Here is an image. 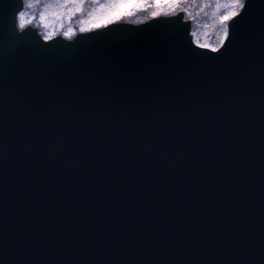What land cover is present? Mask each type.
Segmentation results:
<instances>
[{
  "label": "water",
  "instance_id": "1",
  "mask_svg": "<svg viewBox=\"0 0 264 264\" xmlns=\"http://www.w3.org/2000/svg\"><path fill=\"white\" fill-rule=\"evenodd\" d=\"M0 0V264H264V18L219 53L179 16L22 40Z\"/></svg>",
  "mask_w": 264,
  "mask_h": 264
},
{
  "label": "snow or ice",
  "instance_id": "2",
  "mask_svg": "<svg viewBox=\"0 0 264 264\" xmlns=\"http://www.w3.org/2000/svg\"><path fill=\"white\" fill-rule=\"evenodd\" d=\"M186 0H151V6L154 9L151 16L156 18L164 16H179V12H188V7H184ZM74 5L68 8L69 15L73 12H82L84 0H22L13 12L12 27L13 33L18 39H23L34 28H50V17L61 16L63 10L68 5ZM259 4L260 15L264 18V0H215L217 18L214 25L218 28V40L215 44H201L200 38L193 31L194 42L201 47L210 49L212 52L219 53L226 41L232 39L235 35L237 26L252 20L257 14L256 5ZM150 6L149 0H112L111 10L103 16L93 17L94 22L89 23L81 31H89L99 28H107L110 24L120 21L123 16L131 15L135 9L146 8ZM190 7V5H189ZM194 19V17H192ZM56 35L55 30L43 33L42 38L50 41ZM65 37L73 36V29L63 32Z\"/></svg>",
  "mask_w": 264,
  "mask_h": 264
},
{
  "label": "rangeland",
  "instance_id": "3",
  "mask_svg": "<svg viewBox=\"0 0 264 264\" xmlns=\"http://www.w3.org/2000/svg\"><path fill=\"white\" fill-rule=\"evenodd\" d=\"M111 3L112 0H84L83 11L73 12L69 15L67 9L74 7V5L70 4L63 10L61 16L50 17V28H39L38 32L43 35V33L54 29L56 35L63 37H65L63 32L68 31L69 28L73 29V35L77 32H82L81 29L94 22L93 17L106 15L111 10ZM149 5L146 8L135 9L131 15L123 16L120 21L137 23L144 21L147 16L152 17L151 12L155 9L154 6H151V0H149ZM184 7H188V12L191 14L189 16L188 13L184 12V17L191 21V35L195 31L200 38L201 44H215L218 40V28L214 25V21L217 18L215 0H199L196 3H192L190 7L189 5H184ZM193 10L196 12L195 14L191 13Z\"/></svg>",
  "mask_w": 264,
  "mask_h": 264
},
{
  "label": "trees",
  "instance_id": "4",
  "mask_svg": "<svg viewBox=\"0 0 264 264\" xmlns=\"http://www.w3.org/2000/svg\"><path fill=\"white\" fill-rule=\"evenodd\" d=\"M196 1H199V0H186V3L185 5H192V3H196ZM192 7V6H191ZM198 7V6H197ZM192 14H195L196 12H194V10L191 12ZM150 16H147L145 17V19L149 18ZM77 32V31H76Z\"/></svg>",
  "mask_w": 264,
  "mask_h": 264
}]
</instances>
